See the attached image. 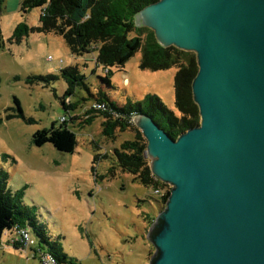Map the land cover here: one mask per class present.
Instances as JSON below:
<instances>
[{
  "label": "water",
  "instance_id": "95a60500",
  "mask_svg": "<svg viewBox=\"0 0 264 264\" xmlns=\"http://www.w3.org/2000/svg\"><path fill=\"white\" fill-rule=\"evenodd\" d=\"M134 21L198 65V126L174 140L132 119L171 188L147 231L149 264H264V0H159Z\"/></svg>",
  "mask_w": 264,
  "mask_h": 264
},
{
  "label": "rangeland",
  "instance_id": "374dc122",
  "mask_svg": "<svg viewBox=\"0 0 264 264\" xmlns=\"http://www.w3.org/2000/svg\"><path fill=\"white\" fill-rule=\"evenodd\" d=\"M22 1L0 0L5 43L0 49V170L9 176L8 188L23 192V204L33 210L51 240L74 259L73 263L64 264H149L154 248L147 231L151 219L155 220L161 211L159 196L127 172L117 168L114 174L110 173L115 167L114 150L132 140L134 133L117 128L111 136L105 135L100 113H95L89 123L82 121L99 91L121 106L140 101L146 94L156 95L179 115L174 106L176 68L142 70L141 53L137 52L123 67L109 68L108 86L101 81L105 76L103 66L96 68V51L76 57L63 38L37 33L12 43L19 23L39 25L42 8L23 14ZM68 66H78L88 88H75L69 98L76 107L69 112L60 100L67 89L63 79H27L56 76ZM14 99L18 100L23 117H17ZM73 115L79 119L71 121ZM62 118L77 136L74 153L58 152L50 143L41 147L33 144L36 131L50 128L53 123L59 126ZM95 156H99L96 162ZM30 235L35 241L32 249L37 250L41 246L39 239L32 230ZM32 254V250L4 248L1 244L0 264H40Z\"/></svg>",
  "mask_w": 264,
  "mask_h": 264
},
{
  "label": "trees",
  "instance_id": "16d2710c",
  "mask_svg": "<svg viewBox=\"0 0 264 264\" xmlns=\"http://www.w3.org/2000/svg\"><path fill=\"white\" fill-rule=\"evenodd\" d=\"M157 1L159 0H23L20 6L23 14L42 8L39 25L29 27L24 22L19 23L11 42L20 43L30 33H37L63 38L71 55L76 57L96 51V68L103 66L105 76L101 81L108 86L111 84L109 68L123 67L137 52L141 53L139 68L142 70L157 72L176 68L173 82L174 106L179 115L168 109L156 95L146 94L140 101H128L121 106L99 91L93 97L97 103H106L107 110L91 108L85 112L86 118L82 121L89 123L95 113H100L104 117L102 126L105 135L111 136V132L117 128L131 129L133 139L124 141L113 152L115 167L110 169V173L114 174L118 168L131 174L134 181L153 189L159 196L157 202L163 210L171 188L153 176L146 153V140L132 119L137 114L147 115L175 140L200 124V114L192 94V82L198 73L195 54L173 46L163 48L152 30L135 25V14ZM4 45L0 26V49ZM60 78L67 84L60 100L63 108L69 112L76 107L69 98L75 93V88L84 87L88 90L85 76L78 66L61 68L56 76H31L27 79L29 82H49ZM14 102L18 110L17 117H23L18 100L14 99ZM77 119L76 115L70 118L71 121ZM32 142L37 147L50 143L58 152L72 154L77 147V136L64 118L59 126L53 123L50 128L36 131ZM98 160L99 156H95L94 162ZM8 178L7 172L0 170V246L3 238L10 235L13 237L10 246L32 250L33 258H38L40 264L44 253L53 255L58 264L73 263L74 259L63 252L61 245L47 235L33 210L23 204V192H12L8 188ZM153 220L154 218L149 224ZM21 228L27 229L29 234L32 230L37 235L41 245L37 250L32 249L35 241L33 245L25 242L20 233Z\"/></svg>",
  "mask_w": 264,
  "mask_h": 264
},
{
  "label": "built area",
  "instance_id": "2783aa9c",
  "mask_svg": "<svg viewBox=\"0 0 264 264\" xmlns=\"http://www.w3.org/2000/svg\"><path fill=\"white\" fill-rule=\"evenodd\" d=\"M92 109L106 111L107 110V104L95 102L92 106ZM62 120H64V118H62ZM20 233L24 236L25 242L28 245L34 244V240L30 236L29 231L27 229L21 228ZM41 260H42L41 264H58L57 260L50 253H44Z\"/></svg>",
  "mask_w": 264,
  "mask_h": 264
},
{
  "label": "crops",
  "instance_id": "0c3cea01",
  "mask_svg": "<svg viewBox=\"0 0 264 264\" xmlns=\"http://www.w3.org/2000/svg\"><path fill=\"white\" fill-rule=\"evenodd\" d=\"M148 218V217H147ZM12 236L10 235H7L6 237H4V241H2V244H3V247L4 248H7V247H10V244H11V240H12Z\"/></svg>",
  "mask_w": 264,
  "mask_h": 264
}]
</instances>
